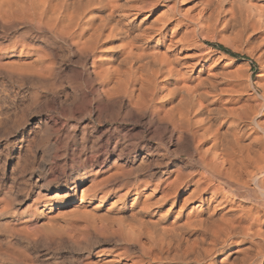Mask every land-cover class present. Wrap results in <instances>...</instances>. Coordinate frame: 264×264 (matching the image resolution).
<instances>
[{"label": "bare ground", "instance_id": "bare-ground-1", "mask_svg": "<svg viewBox=\"0 0 264 264\" xmlns=\"http://www.w3.org/2000/svg\"><path fill=\"white\" fill-rule=\"evenodd\" d=\"M183 1L0 0V16L20 15L38 26L46 42L90 61L87 74L94 84L89 101L75 109L96 113L99 123L103 118L119 124L96 134L91 145L110 142L121 160L134 152V163L108 175L122 184L112 202L118 205L121 241L134 242L153 262L264 264V76L260 95L251 92L244 99L239 89L226 86L238 97H223L227 90L219 86L235 70L228 75L215 71L192 39L195 28L220 24L238 38L258 40L264 51V0H191L190 8ZM34 53L32 71L43 72L48 54ZM108 105L115 108L105 112ZM138 118L146 120L147 133L184 149L194 169L166 172L152 188L142 187L135 172L145 161L136 152L148 144L121 130ZM104 177L83 172L69 189L82 185L81 198L100 201L108 196L104 189L110 180ZM144 216L150 219L142 221ZM142 226L150 230L143 244ZM217 255L222 258L216 260ZM139 259L132 264H141ZM112 261L103 264L116 263Z\"/></svg>", "mask_w": 264, "mask_h": 264}, {"label": "rangeland", "instance_id": "rangeland-1", "mask_svg": "<svg viewBox=\"0 0 264 264\" xmlns=\"http://www.w3.org/2000/svg\"><path fill=\"white\" fill-rule=\"evenodd\" d=\"M192 1L184 0L182 6L188 7ZM16 17L0 18L8 21L0 20V264H103L110 258L115 264H132V259L139 258L143 259L141 264H176L153 262L141 255L134 242L128 245L119 238L120 214L118 205L112 202L113 193L122 184L108 175L117 167L130 166L134 152L121 160L111 152L110 142L101 141L99 145L103 147L91 145L96 134L119 124L103 122V118L99 123L96 113L75 109L89 101L88 91L94 84L87 74L90 61L81 60L63 45L46 42L38 26L20 15V19ZM220 26L195 28L193 46L206 52L215 71L228 75L235 70L219 86L221 90L225 91L226 86L228 90L237 88L244 99L251 92L260 95L264 76L260 42L247 36L238 38L232 30ZM210 44L222 45L247 60L234 59ZM35 51L48 54L45 63L49 69L44 73L32 71ZM225 64L228 68L222 71ZM228 90L222 93L223 97H238ZM105 108V112H110L115 106ZM131 120L134 121L130 119L121 125V130L140 135V142L147 143L149 148L136 152L145 161L135 172L142 187L152 188L165 178L166 172L194 169L184 149L177 147L181 151L177 152L176 146H168L162 135L147 133L145 119H135V123ZM84 129L87 132L83 137ZM85 155L92 158L84 160ZM83 172L109 178L104 189L108 192L106 198H81L82 185L76 191L69 189L71 181ZM147 218L142 217V221ZM145 229L142 244L150 231ZM115 253L121 257L116 258ZM215 258L220 260L222 256ZM210 260L190 264H210Z\"/></svg>", "mask_w": 264, "mask_h": 264}, {"label": "trees", "instance_id": "trees-1", "mask_svg": "<svg viewBox=\"0 0 264 264\" xmlns=\"http://www.w3.org/2000/svg\"><path fill=\"white\" fill-rule=\"evenodd\" d=\"M210 46H212L213 48L221 51L222 53L229 55L230 57L234 58V59H245L247 60L245 57H241L238 54L232 53L230 50H228L227 48L223 47L222 45L219 44H210Z\"/></svg>", "mask_w": 264, "mask_h": 264}]
</instances>
